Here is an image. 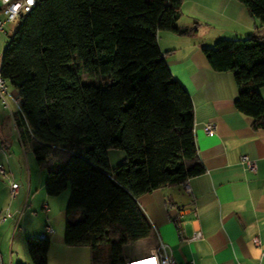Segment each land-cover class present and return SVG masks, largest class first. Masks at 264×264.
I'll use <instances>...</instances> for the list:
<instances>
[{"label":"trees","instance_id":"1","mask_svg":"<svg viewBox=\"0 0 264 264\" xmlns=\"http://www.w3.org/2000/svg\"><path fill=\"white\" fill-rule=\"evenodd\" d=\"M239 1L264 26V0ZM182 3L37 0L2 54L1 75L20 97L15 124L48 171L46 192L71 187L64 242L89 246L93 264L106 246L108 264H125L123 246L151 235L141 194L205 171L192 97L158 40L161 29H197L177 25ZM203 51L215 69L233 72L237 109L264 127V33L219 37ZM112 147L125 150L113 168ZM50 244L27 236L34 264H48Z\"/></svg>","mask_w":264,"mask_h":264},{"label":"crops","instance_id":"2","mask_svg":"<svg viewBox=\"0 0 264 264\" xmlns=\"http://www.w3.org/2000/svg\"><path fill=\"white\" fill-rule=\"evenodd\" d=\"M18 19L11 22L10 30ZM176 23L180 27L196 25L197 29L188 35L161 29L158 40L172 74L192 97L195 139L205 171L138 197L153 230L149 237L123 246L125 260L163 243L178 261L264 264V127H255L253 118L237 109L238 87L233 72L215 69L203 51L219 37L264 33L263 23L239 0H183ZM261 88L263 91L264 86ZM12 93H18L17 89ZM209 122L215 124L213 135L205 130ZM243 154L256 161V170L247 166ZM22 196L21 190L12 198V209L8 195L0 194L4 199H0V224L11 218L2 220L10 207L14 231L19 226L20 235L26 239L28 233L52 231L47 228L49 224L46 230L38 224L37 209L26 206L17 214L23 208L19 203ZM197 231L201 236L192 238ZM48 236V264H93L89 246H70L62 237ZM2 245L0 241V259L15 264L12 244L8 255Z\"/></svg>","mask_w":264,"mask_h":264},{"label":"rangeland","instance_id":"3","mask_svg":"<svg viewBox=\"0 0 264 264\" xmlns=\"http://www.w3.org/2000/svg\"><path fill=\"white\" fill-rule=\"evenodd\" d=\"M19 23L20 19H18V21L15 23V28L10 30L11 24L13 23L8 22L6 24L5 31L0 35V59L7 42L10 40V37L13 35ZM7 30L8 33H6ZM82 76L86 80L98 79V76L89 75L87 73H84ZM7 85L10 93L12 94V91L15 88L14 85L9 81L7 82ZM259 90L264 96V89L263 91L262 88ZM11 94L7 95L8 105L0 98V163L3 164L7 168L8 172L12 174L21 184L20 192L22 190L23 196L20 197L19 200L21 205L20 208H22L24 203V207L27 206V208L32 207V209H37V214L39 217L38 224H41L40 226L43 227L42 229H45L46 225L49 224L53 230L49 232L47 231L48 234H51L55 237L58 236L59 238L62 237L64 240L66 223L65 211L71 194V187L68 185L66 189L57 195H50L46 192L45 184L48 177V171L46 167H43L41 164H39L33 150L29 146H24L21 141L20 134L16 127L12 113L15 112L17 114L20 106L15 102L14 97ZM124 155L125 150L117 147L110 148L109 157L110 162L112 163L111 167L113 168L118 163H120ZM27 189L30 190L28 195L26 194V191L28 192ZM0 194L2 197L5 194L8 195L7 202H11L10 206L13 209L10 183L7 177L1 173ZM2 197H0V199ZM2 200L4 199L2 198ZM44 203H47V208H44ZM11 208L10 211H13ZM13 222L11 217L6 223L0 224V241L3 243V251L5 252V255H8L10 244H12L11 250L13 251L15 264L20 261L24 262L25 264H34L28 253L27 239L22 236V234L20 235L18 230L19 226L14 231ZM40 231L37 234L28 233L27 235L48 238L51 241V238L48 236V234H43L44 232ZM13 238L14 241L12 240ZM108 261L109 248L106 246L103 247L99 253V264H108Z\"/></svg>","mask_w":264,"mask_h":264},{"label":"built area","instance_id":"4","mask_svg":"<svg viewBox=\"0 0 264 264\" xmlns=\"http://www.w3.org/2000/svg\"><path fill=\"white\" fill-rule=\"evenodd\" d=\"M1 1V11H0V35L5 31L6 24L8 22H12L21 18L26 13H28L36 4L37 0H32L29 3V0H0ZM1 67V63H0ZM11 94L10 90L7 85V81L2 77L0 72V98L8 105L7 95ZM14 100L20 106V97L18 93H12ZM13 113V112H12ZM205 130L208 134L213 135L215 133V124L209 122L205 126ZM243 161L247 164V166L252 169L256 170V161L251 158L248 154L242 155ZM0 173L7 177L10 183V192L11 197L14 198L18 196L21 188L20 182L8 172L7 168L0 163ZM187 190H191L190 186H186ZM24 205L22 210L17 212V214L21 213L24 209ZM44 208H47V203H44ZM14 216L13 212L10 211L9 208L6 209L4 212L2 219L6 220L8 217ZM17 219V218H16ZM18 222V220H17ZM16 222V223H17ZM17 225V224H16ZM49 230H52V227L49 225L47 226ZM201 236V232L197 231L193 234L192 238H196ZM0 264H11L9 262H5L0 259ZM125 264H195L192 260H184L178 261L172 255L168 254L165 248V244L160 243L157 249L137 254L134 256H130L125 260Z\"/></svg>","mask_w":264,"mask_h":264},{"label":"snow or ice","instance_id":"5","mask_svg":"<svg viewBox=\"0 0 264 264\" xmlns=\"http://www.w3.org/2000/svg\"><path fill=\"white\" fill-rule=\"evenodd\" d=\"M32 2V0H29V3H31Z\"/></svg>","mask_w":264,"mask_h":264}]
</instances>
